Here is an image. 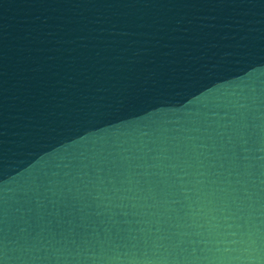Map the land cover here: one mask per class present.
Listing matches in <instances>:
<instances>
[{
  "label": "water",
  "instance_id": "obj_1",
  "mask_svg": "<svg viewBox=\"0 0 264 264\" xmlns=\"http://www.w3.org/2000/svg\"><path fill=\"white\" fill-rule=\"evenodd\" d=\"M0 264H264V0H0Z\"/></svg>",
  "mask_w": 264,
  "mask_h": 264
}]
</instances>
